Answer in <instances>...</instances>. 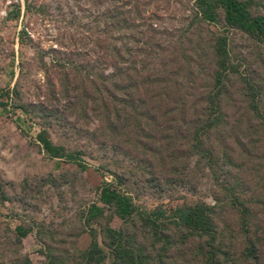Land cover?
Listing matches in <instances>:
<instances>
[{"label": "rangeland", "instance_id": "obj_1", "mask_svg": "<svg viewBox=\"0 0 264 264\" xmlns=\"http://www.w3.org/2000/svg\"><path fill=\"white\" fill-rule=\"evenodd\" d=\"M212 258L264 264V36L215 0H0V264Z\"/></svg>", "mask_w": 264, "mask_h": 264}, {"label": "trees", "instance_id": "obj_2", "mask_svg": "<svg viewBox=\"0 0 264 264\" xmlns=\"http://www.w3.org/2000/svg\"><path fill=\"white\" fill-rule=\"evenodd\" d=\"M215 1H217L225 9L227 21L230 24L238 26L241 29L251 33L262 34L264 36V18H253L250 13H248L245 4L241 3L239 0ZM210 19V17L206 18V20ZM39 141L49 152H52L53 154L58 153V149L54 148L51 145V142L43 135H40ZM68 159L75 160L76 158L69 156ZM102 202L107 205L114 206L117 210V215L122 219L132 216V214H134V212L137 210L136 206H134L133 202L128 196L123 195L116 190H112L110 187H106L103 190ZM204 215L205 214L198 213L196 209L192 211H181L180 220L186 226L188 225L189 227L203 228L204 224L201 221H203L202 217H204ZM109 231L111 234L116 235V232L113 230L110 229ZM94 247L97 248L96 246ZM214 259H209L212 260V264H218L220 262V260Z\"/></svg>", "mask_w": 264, "mask_h": 264}]
</instances>
